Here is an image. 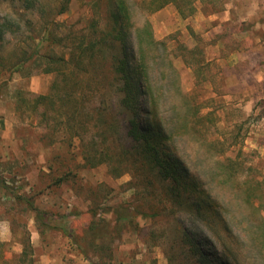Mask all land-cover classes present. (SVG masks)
<instances>
[{"label": "rangeland", "instance_id": "374dc122", "mask_svg": "<svg viewBox=\"0 0 264 264\" xmlns=\"http://www.w3.org/2000/svg\"><path fill=\"white\" fill-rule=\"evenodd\" d=\"M71 2L68 12L55 18L58 36L82 28L97 7L89 0ZM141 3L134 1L135 19L147 18L153 37L166 41L169 55L179 56L172 57L173 69L162 80L165 122L186 159L203 175L208 169L220 182L219 162L225 157L238 168L236 184L226 190L216 187V193L231 200L230 214L249 216L242 226L234 224L243 233L242 264H264V239L249 234L258 224L259 205L264 206V0H188L195 11L186 18L173 5L147 15ZM4 15L33 20L38 38L45 33L39 29L36 13L25 12L19 0H0V16ZM21 30L5 34L0 41V178L10 180L9 190L0 189V260H4L0 264H170L178 260L191 264L195 259L179 240L183 230L196 232L200 227L189 219L187 206H174L161 196L160 188H154L152 196L154 191L144 180L129 174L114 178L105 165L84 166L77 146L67 147L57 139V132L53 136L49 132L50 138L43 136L48 130L38 113L17 109L15 92L47 94L54 79L40 71H32L29 77L11 74V55L19 56L24 47ZM63 51L54 48L56 53ZM211 140L217 143L210 146ZM223 149L227 150L224 156ZM62 163L74 169L77 183L49 186V167ZM239 191L248 193L254 207L235 206ZM23 194L30 197L28 209L13 202ZM94 207L99 212L111 209V221L113 211L126 214L129 210L123 228L108 240L110 250L104 252L108 257L102 260L93 249L101 240L91 238L87 230ZM159 208L165 210L156 218L141 215ZM38 211L46 218L42 230L36 223ZM259 213L264 216V209ZM173 217L183 225L175 224ZM202 232L208 241L204 250L220 252L210 230Z\"/></svg>", "mask_w": 264, "mask_h": 264}, {"label": "trees", "instance_id": "16d2710c", "mask_svg": "<svg viewBox=\"0 0 264 264\" xmlns=\"http://www.w3.org/2000/svg\"><path fill=\"white\" fill-rule=\"evenodd\" d=\"M19 1L25 12L36 13L40 22L38 28L45 33L38 38L31 19L23 20L19 16L18 20H13L6 15L0 16V41L5 34L21 29V35H24V47L19 56L11 55L14 60L9 63L10 72L29 77L32 71H40L54 75V79L47 94L15 92L17 109L25 107L27 114L38 113L40 121L47 127L45 130H48L43 136L50 138V133L53 136L57 132L60 135L57 139L67 147L77 146V154L84 166L95 168L105 165L108 174L114 178L129 174L135 180H144L147 188H152L149 191H154L152 196L155 195L154 188H160L161 196L174 206H187L189 219L200 227L197 233L183 230L179 240L187 245L195 259L191 264H242L241 253L245 248L240 244L243 233L238 226H242L249 216L230 214L227 209L232 205L231 200L216 193V187L226 190L231 188V183L236 184L238 168H234L231 159L225 157L219 162L222 178L217 182L208 169L203 175L192 160L186 159L161 112L162 80L169 69H173V56L168 54L165 40L153 37L147 18L135 19V0H89L94 3L92 6H97L96 10L82 28L66 36L55 34V18L68 12L71 0H58L52 7L46 4L50 0ZM141 2L147 15L167 5H173L182 18L195 11L187 4L188 0ZM57 47L64 51L54 52ZM177 57L174 55L173 58ZM192 117L196 120L195 112ZM216 143L208 141L210 146ZM226 151L222 150L223 156ZM49 170V186L59 187L69 181L77 183L74 169L70 166L64 167L62 163L55 169L49 167ZM8 181L0 178V189L9 190ZM238 193L237 208L248 204L254 207L248 201L247 192ZM28 198L24 194L15 196L13 202L25 204L28 209L32 206ZM97 208L91 211L87 230L91 232V238L101 240L94 244L93 249L102 260L108 257L104 253L110 250L108 245L111 241L108 240L123 228L122 221L128 218L129 210L126 214L113 211L111 221L108 219L111 209L102 208L99 212ZM261 209H264L263 204L256 211L258 224L249 230V234L255 238L262 235L264 239ZM164 210L159 208L141 215L156 218ZM35 218L39 230L46 228L44 213L36 212ZM172 219L179 227L183 225L176 217ZM261 227L263 229L259 231ZM203 228L215 236L216 248L219 247L220 252L209 254L204 250L208 241ZM197 235L201 238L198 239ZM224 240L234 242L237 247L228 246ZM170 264L182 263L178 260Z\"/></svg>", "mask_w": 264, "mask_h": 264}]
</instances>
